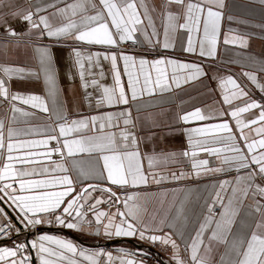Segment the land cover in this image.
Here are the masks:
<instances>
[{"label": "snow or ice", "instance_id": "snow-or-ice-1", "mask_svg": "<svg viewBox=\"0 0 264 264\" xmlns=\"http://www.w3.org/2000/svg\"><path fill=\"white\" fill-rule=\"evenodd\" d=\"M28 7L24 8L18 0H0V40L4 42V55L15 47L20 46V38L24 33L18 32L8 21L9 19H21L27 23L29 37L33 32L36 39L47 38L67 39L77 44L106 45L110 46L103 53H89L84 59V54L79 48H73L75 56V66L78 69L81 87L85 90V99L90 106H95L97 114L81 116L78 119H69L64 114V104L57 101L58 88L56 84L55 72L53 70V58L51 50L47 46L35 49L40 71L44 73L45 84L48 95L52 98L55 107L53 115L55 121L47 125L44 130L36 128L21 129L17 127L22 121L19 117L30 115L19 104L38 108L44 113H49L47 103L38 95L24 96L17 92H12L9 82L14 78H23L25 69L20 67L6 66L0 64V109L4 111L0 118V200L7 197L16 208L19 209L21 223L25 227L40 225L42 214H53L65 203L64 198L69 195L72 189V179L66 174L68 168L65 166L68 158H72V167L84 178L91 175H103L107 173V181L111 185L121 188L128 186L139 187L148 185L149 180L155 184H160L166 177L156 172L154 169L167 167L169 164L178 163L179 158H187L191 162V168L196 170V175L200 174V169L206 171L219 172L226 170L223 167L209 168L208 159H199V153L219 157L221 152L232 153L225 156L221 161L222 165H227L229 169L234 168L237 173L243 171V175H237L235 185L231 188L232 196L227 204H221L223 211L219 213V219H214L210 215L205 218V222L200 225L195 238L191 243V264H215L210 256L213 243L224 244L226 246L225 257L221 258L220 264H264V104L252 100L237 81L228 76L220 80V87L224 89L222 100L224 104L232 105L234 101L245 99L243 106L237 105L228 113L235 119L236 128L240 133V139L244 146L241 147L236 135L228 122L209 124L203 127L185 129L187 134L188 150L180 153L153 151L152 154L140 151V138L135 129L139 117H134L132 104H136V111H143L150 101H144L145 95L152 97L171 90L172 84L180 87L181 77L179 72L187 74L183 77L185 82L198 79L205 75L203 69L196 63H179L173 59L159 58L152 60L141 58L138 61L139 70L130 71L137 68V59L123 52L112 51V47H118L121 42L134 41V34L141 31L139 26H144L149 42L151 37L159 38L156 30L153 13L159 14L161 27L163 30V48L168 49L170 45V34H175L180 30L188 33L187 47L184 51L197 53L201 57H214L217 45L221 36V21L224 17V0H160L158 5L153 4L151 8L146 3H141L138 7L136 0H64L63 6L58 7L55 2L41 6L39 3L33 4L31 0H26ZM264 3V0H262ZM143 8V13L140 12ZM49 9H54L48 12ZM47 12V15L40 13ZM231 19V17H229ZM145 20L147 24L145 25ZM151 28V33L147 29ZM197 33L198 39L194 41L192 33ZM202 32V37L199 34ZM225 45H238L246 48L248 41L241 35H231L225 33L223 36ZM253 62L261 64L260 72L264 73V60H257L250 57ZM101 60L110 61L113 73V85L107 86L94 78L92 70L100 68L99 75L103 77ZM118 60H123L124 73L128 77L126 91L121 82V73L118 68ZM171 66L172 72L169 75L168 68ZM155 72V76H153ZM39 75V73H31ZM251 82L258 84V76L253 72L243 73ZM90 76L93 78L89 79ZM141 77L143 78L141 81ZM6 78V79H5ZM171 81V83H170ZM227 85H231L232 91H228ZM264 92V85H259ZM98 91L99 95L94 96L88 89ZM139 102V103H138ZM119 111H102L105 107H120ZM254 109H259L258 116L245 121L242 118L244 113H249ZM223 115V113H222ZM51 119V116L49 117ZM211 117L205 115L200 108L178 115L177 119L185 124L192 121H205ZM260 125L259 127H253ZM254 131L259 139H249L244 134V129ZM221 133L227 135L221 136ZM41 135L42 139H21V136ZM202 137V138H197ZM211 143L227 141L224 148L213 147ZM52 142H55L54 144ZM41 149H44L41 151ZM57 159L53 160L52 157ZM80 157V159H77ZM87 159H84V158ZM147 161V168L144 161ZM45 163L51 167H45ZM52 173L50 179H26L38 174ZM55 173H65L56 175ZM186 174L172 172L173 179H180ZM228 181L221 182L220 187L224 188ZM15 184L19 185L17 189ZM57 185H66V191H48ZM95 185L88 188L95 189ZM40 190L33 195H23L25 191ZM110 193L109 199L119 197L111 188L103 189ZM84 193L88 189L83 190ZM216 198L220 199V193H216ZM251 198L254 204V213L258 219H254L251 224L244 223L237 233L232 232V225L238 214L239 207L243 202ZM82 195H77L67 201L63 213L72 217L75 213L76 222H66L60 215L55 216V220L70 229L85 230L91 228L93 223L97 226V232L102 226L104 234L111 236H132L139 232L144 238L148 226L140 218V206L135 203L139 199L137 194L128 195L123 201L126 211H117L108 214L103 211H95L96 205L101 200H96L95 204L89 205L94 210L95 220H89L87 214L81 209L84 204L80 203ZM129 201L133 204L130 206ZM0 208V213H3ZM184 212L183 204L177 209V218ZM120 217L119 223L116 217ZM105 218L107 223H104ZM163 223V221H161ZM213 224L214 228H209L211 235L204 241V232L208 225ZM14 228L11 221L0 223V235L7 236ZM16 232L20 229L16 228ZM150 241H160L162 244H171L174 250V258L177 264H185L179 257V246L170 235H150ZM45 241L59 245L60 249L76 254L77 249L71 242L58 240L52 236L41 235L38 240H33L31 246L38 248L40 253V264H54L47 257L57 256L64 258L63 252H56L45 246ZM203 248V255L201 249ZM26 245L16 244L14 247H0V264H29V256L23 255ZM81 256L91 262L100 264L95 258L102 253H95ZM108 255L111 264L113 257ZM68 264H76L73 259H68ZM120 264H135L133 260H121Z\"/></svg>", "mask_w": 264, "mask_h": 264}, {"label": "crops", "instance_id": "crops-1", "mask_svg": "<svg viewBox=\"0 0 264 264\" xmlns=\"http://www.w3.org/2000/svg\"><path fill=\"white\" fill-rule=\"evenodd\" d=\"M33 4L39 3L41 6L55 2L58 7H62L64 0H31ZM71 2V0H67ZM146 3L149 8L153 4L158 5L160 0H136L139 7L141 3ZM18 3L27 8L29 5L26 0H18ZM143 13V8L139 9ZM54 9H49L48 12H52ZM224 17L221 21V36L217 45V51L214 57H201L197 53H188L184 51L187 47L188 33L184 30H180L175 34H170V47L168 49L163 48V30L161 27V19L158 12L153 13V19L155 22L156 30L159 33V38L151 37V42L147 38V34L144 32V26H139L141 31L134 34V41L121 42L118 47H112V51L123 52L124 54L131 55L137 59V68L130 71H138V61L141 58L152 61L159 58L173 59L179 63H196L201 66L205 75H202L198 79H193L189 82H185L183 77L187 74L184 71L178 73L181 77L180 87H176L172 84L171 90L160 94L157 90V94L149 97L144 96V101H150V105L146 106L143 111L139 113L136 111V104H132V113L134 117H139L137 121V128L135 129L137 136L140 138V151L146 154H152L153 151L159 153L161 150L165 152L180 153L188 150L187 134L185 129H191L196 127H203L209 124H218L228 122L233 130V133L237 137V141L240 146H244L243 140L240 139V133L236 128L235 119H233L228 113L237 105L243 106L245 99L236 100L233 104L227 105L223 103L222 96L224 89L220 87V80L226 79L228 76H232L241 88L248 93V96L261 104H264V92L260 90L259 85H264V73L260 72L261 64L253 62L250 57H255L257 60H264V3L262 0H224ZM47 15V12L40 13ZM231 17V19H229ZM18 32L24 33L20 38V46L18 48H11L7 55H4V42L0 40V64L6 66L20 67L25 69L23 78L14 77L9 82V87L12 92L20 93L21 95H38L47 103L49 107V113H44L38 108H31L30 106L19 104L25 111L30 113L27 117H19L22 121L17 127L21 129L36 128L44 130L47 125H51L55 121L53 115L55 107L52 103V98L48 95L47 86L45 84L44 73L40 71L38 55L35 51L37 47L47 46L52 53L53 58V70L55 72L56 84L59 90L57 101L64 104V114L69 119H78L81 116L97 114L94 106H90L85 99L84 89L81 87V80L79 78L78 69L75 66V56L73 54V48H79L84 54L85 62L89 53L101 52L110 46L106 45H87L77 44L72 40L56 38L36 39V35L33 32L29 37L27 23L21 19H9L8 21ZM147 20H145V25ZM152 29L148 28L147 33H151ZM225 33L231 35H241L247 41L246 48H242L238 45H225L223 43V36ZM4 33L0 32V36ZM194 41L198 39L197 33H192ZM202 37V32L199 34ZM132 48H138L134 50ZM144 51H155L156 54H146ZM101 66L103 69V77L99 75L101 69L94 68L92 70L94 78L98 79L100 83L107 86H112L113 73L111 70L110 61L101 60ZM118 68L121 73V82L124 85L126 91L128 77L124 73L123 60H118ZM169 75H171L172 68H168ZM253 72L258 76V84L251 82L243 73ZM31 73H39V75H32ZM90 76L89 79L93 78ZM155 76V72H153ZM6 79V78H5ZM141 77V81H142ZM171 83V81H170ZM243 83L249 85L250 90H247ZM228 91H232L231 85H227ZM94 96H98L99 92L94 91L92 88L88 89ZM139 103V102H138ZM120 107L107 108L102 111H119ZM200 108L205 115L211 117L205 121H192L187 124L180 122L177 117L185 112ZM4 109H0V118L3 117ZM223 113V115H222ZM259 114V109H254L249 113H244L242 118L247 121ZM51 116V119L49 118ZM255 125L253 127H259ZM244 134L249 139H259L254 131L244 129ZM221 136L227 135L221 133ZM41 135L21 136V139H42ZM202 138V137H197ZM211 146L224 148L227 141H219L211 143V137H208ZM53 144L55 142H52ZM44 149H41L43 151ZM232 153L224 151L221 152L219 157L215 155H209L203 152L199 153V159H208L209 168L223 167L226 170L213 172L200 169V174L196 175V170L191 168V162L187 158L180 157L178 163L169 164L167 167H160L154 169L156 172L166 177L160 184H155L149 180L148 185H141L139 187L128 186L121 188L115 185H111L107 181V173L103 175L97 172L87 178H84L78 174V172L72 167V158H68L66 167L68 168V174L73 183V191L64 198L65 203L61 205L59 209L53 214H42L41 218L44 221L38 225V235L30 240V244L33 240H38L41 235L52 236L58 240L71 242L77 249L75 255L66 250L60 249L59 245L45 241V246L51 248L56 252H63L64 258L61 259L57 256L47 257L52 260L54 264H68V259H73L76 264H91L86 260L84 256L79 253L84 252L85 256L95 253H102L100 256L95 257L100 264H110L108 255L111 254L113 261L111 264H120L121 260H133L135 264H177L176 258H174V250L171 244H162L160 241H150L148 236L150 235H170L173 240L176 241L179 246V257L185 262V264H191V243L195 238L196 232L199 231L200 225L205 222V218L209 217L211 208V216L214 219H219V213L223 211L221 206L227 204L228 199L232 196L231 188L235 185V178L237 175H243V171L237 173L234 168L229 169L227 165H222L221 161L225 156H231ZM53 160L57 159L56 156L52 157ZM80 159V157H77ZM84 159H87L86 157ZM45 167H51L47 163ZM144 166L147 168V161H144ZM40 166H37L38 174L27 177L26 179H50L52 173L39 174ZM175 172L179 175L180 172H184L186 175L180 179H173L171 173ZM56 175H63L65 173H55ZM228 181L224 188H221V182ZM89 183L104 184L112 188L114 191H126V194L119 198L117 207L108 210L104 206V202L108 200L109 193L101 189H88L87 193H83V199L80 203L95 204L96 200H101V203L96 205L95 211H103L108 214H114L118 210L126 211L123 201L128 195L137 194L139 199L135 201L140 206V218L144 224L148 226V230L145 231L144 238H141L139 232H136L132 236H111L105 235L103 227L99 228L97 232V226L93 223L91 228H85L81 231L78 229H70L64 225L59 224L55 220L56 215L62 216L66 222H76L75 213L72 217H68L63 213V208L66 207L67 201L73 197L80 195V191L83 186ZM18 189L19 185L15 184ZM48 191H66V185H57ZM40 190L25 191L20 193L23 195H33ZM220 193V199L216 198V193ZM11 212L20 216L19 209L7 201ZM133 204L129 201V205ZM183 204L184 212L177 218V209ZM254 204L251 198H248L243 202V206L239 207L238 214L236 215L235 223L232 225V232L237 233L240 230V226L244 223L251 224L256 217L254 211ZM89 220H95L94 210L89 208L85 211ZM104 223H107L105 218H102ZM120 217H116V222L119 223ZM163 221V223H161ZM209 228H214L213 224L208 225L204 232V241L207 244V238L211 235ZM116 238L133 239L141 243L147 244L155 248L160 254L161 259L156 255L149 253L143 249L136 248L129 243H117L106 244L108 240ZM18 240L15 241L3 238L0 240V247H14ZM32 247V246H31ZM120 249L134 250V255L123 254ZM31 258L33 262L29 260V264H40V253L38 248H33L31 251ZM226 246L224 244L213 243V249L210 256L214 260L215 264H220L221 258L225 257ZM201 255H203V248L201 249Z\"/></svg>", "mask_w": 264, "mask_h": 264}, {"label": "built area", "instance_id": "built-area-1", "mask_svg": "<svg viewBox=\"0 0 264 264\" xmlns=\"http://www.w3.org/2000/svg\"><path fill=\"white\" fill-rule=\"evenodd\" d=\"M134 50H137L136 48H132ZM144 53L146 54H156L157 52L155 51H144ZM243 86L249 90L250 87L248 84L243 83ZM7 107V106H6ZM15 187V185H14ZM116 192V191H115ZM117 196L120 198L122 196H124L126 194V191L121 190V191H117ZM0 195H2V193H0ZM110 197V195H109ZM7 197H5L3 200H0V208H3V213H0V223H3L4 221H11L12 225H14V228L10 231L9 235L4 236V235H0V240L3 238H8V237H12V236H17V240L19 243H23L26 245V249H25V254L30 255L31 256V251H32V247L30 244V240L34 239L37 235H38V225L36 226H28L25 227L24 224L21 223V216H16L14 215L7 203ZM90 204L89 203H85L84 204V208L81 209L82 211H87L90 207H88ZM104 206L108 209L111 210L115 207H117V201L115 197H112L111 199L108 198V200H106L104 202ZM18 228L20 229L19 232H16L15 229ZM30 233L29 237H28V242H25L26 239V234ZM120 252L123 254H128V255H134L135 251L134 250H128V249H120Z\"/></svg>", "mask_w": 264, "mask_h": 264}, {"label": "water", "instance_id": "water-1", "mask_svg": "<svg viewBox=\"0 0 264 264\" xmlns=\"http://www.w3.org/2000/svg\"><path fill=\"white\" fill-rule=\"evenodd\" d=\"M89 185H95L96 187L95 188H97V189H101V190H103V189H107V188H110L109 186H107V185H104V184H98V183H89V184H86L85 186H83L82 187V189H81V191H80V195H83V190L84 189H91V188H88V186ZM111 190L113 191V192H115L112 188H111ZM105 192H107V191H105ZM107 193H109V192H107ZM116 193V192H115ZM110 194V193H109ZM117 194V193H116ZM116 198V197H115ZM118 202V201H117ZM29 235H30V233H27L26 234V239H25V242L27 243L28 242V237H29ZM8 240H11V241H15L16 239H17V236H12V237H8L7 238ZM117 243H129V244H131L132 246H134V247H136V248H139V249H143V250H145V251H147V252H149V253H152V254H154V255H156L157 257H159L160 259H161V254L155 249V248H153V247H151V246H149V245H147V244H144V243H141V242H139V241H137V240H133V239H129V238H127V239H123V238H116V239H113V240H108L107 242H106V244H108V245H110V244H117ZM17 244H19V242H17ZM23 255H27V254H25V252L23 253ZM27 256H29V258H30V261L31 262H33V259L31 258V256L30 255H27Z\"/></svg>", "mask_w": 264, "mask_h": 264}]
</instances>
